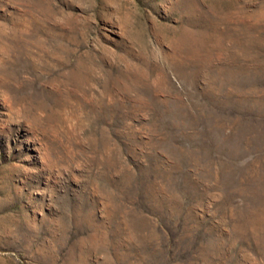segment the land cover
<instances>
[{
    "label": "rangeland",
    "instance_id": "rangeland-1",
    "mask_svg": "<svg viewBox=\"0 0 264 264\" xmlns=\"http://www.w3.org/2000/svg\"><path fill=\"white\" fill-rule=\"evenodd\" d=\"M0 264H264V0H0Z\"/></svg>",
    "mask_w": 264,
    "mask_h": 264
}]
</instances>
